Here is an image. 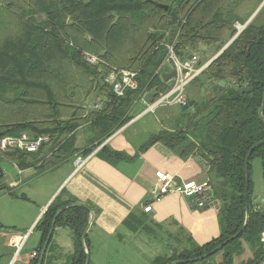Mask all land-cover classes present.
Returning <instances> with one entry per match:
<instances>
[{"label": "trees", "instance_id": "trees-1", "mask_svg": "<svg viewBox=\"0 0 264 264\" xmlns=\"http://www.w3.org/2000/svg\"><path fill=\"white\" fill-rule=\"evenodd\" d=\"M227 2L0 0V138L21 133L49 136L36 153L0 151V160L11 161L20 170L36 164L39 172L49 169L73 152V133L85 122L94 133L91 143L95 142L82 152L88 155L132 119L129 114L142 90L163 92L168 88L163 79L168 66L166 44H172L182 59L196 51L199 43L218 44L234 22L245 23L248 18L240 22L236 14L238 3L226 10ZM231 30L224 43L235 35L236 30ZM84 52L97 56L98 63L89 64ZM113 68L136 71L138 90L115 97L101 83ZM209 80L225 86L211 85L197 103L189 96L171 127L150 135L139 151L159 142L182 159L192 154L204 159L219 206V235L202 245L186 236L180 251L158 255L150 264H234L245 245L253 255L239 264H259L264 257L259 241L264 212L256 210L251 201L250 178L253 157L260 158L264 178V22L256 24L253 18L207 66L191 84L196 94ZM242 87L251 91L242 94ZM93 93L104 97L100 110L86 108L85 101ZM99 154L111 162L126 158L106 146ZM0 189L8 190L2 174ZM61 194L36 225L40 243L32 264H43L39 256L60 209L54 227H69L74 235L69 264H85L88 240L85 236L83 246L81 237L95 210L88 203L74 205L79 201L72 197L63 200ZM141 223L133 213L123 221L132 231ZM219 245L220 250L201 259ZM218 253L221 257L214 261Z\"/></svg>", "mask_w": 264, "mask_h": 264}, {"label": "crops", "instance_id": "crops-1", "mask_svg": "<svg viewBox=\"0 0 264 264\" xmlns=\"http://www.w3.org/2000/svg\"><path fill=\"white\" fill-rule=\"evenodd\" d=\"M188 94L190 97L196 95H190L189 91ZM98 96L104 98L96 93L87 98V109L97 110L93 108L95 102L92 101ZM136 113L86 156L82 152L95 143H91L94 133L89 129V122L74 131L73 152L53 167L39 172V164L21 170L14 164L17 178L3 175L8 190L0 189V198L6 206H9V202L11 207L19 208V218L4 219L0 213V224L4 226L0 228V261L4 258V264H32L34 258L31 254L36 252L40 243L36 225L61 192L63 200L72 197L80 203L92 205L95 210L86 231L88 247L85 252L89 256V264H132L140 258L141 250L137 252L138 249L131 246L130 241L144 231V238L147 239L149 236L154 237L153 229L164 228L166 231H175V238L181 233L184 238L187 236L188 240L198 245L219 235V206L215 198L202 209L195 207L192 197L177 193L153 199L151 189L156 184V171L170 173L177 181L200 182L211 176L207 163L197 154L182 159L159 142L140 152V146L149 136L161 129L151 133L141 143L133 141L126 132L129 129L127 125L138 118ZM105 146L123 153L126 158L111 162L102 157L99 151ZM77 155L85 157L80 167L75 164ZM17 188L24 193L17 194ZM10 191L18 196H12ZM148 204H152V211L145 213L143 208ZM131 213L142 219L139 228L134 231L123 225ZM9 214H13V209H10ZM73 250V231L66 226L54 227L43 264H69ZM247 252L249 257L253 255L252 249L245 245L243 253ZM218 256L221 257V254Z\"/></svg>", "mask_w": 264, "mask_h": 264}, {"label": "built area", "instance_id": "built-area-1", "mask_svg": "<svg viewBox=\"0 0 264 264\" xmlns=\"http://www.w3.org/2000/svg\"><path fill=\"white\" fill-rule=\"evenodd\" d=\"M236 26L237 31L243 29V25L239 23H237ZM227 42L225 44H227ZM166 48L168 53L165 64L168 66L163 73L175 70V76L167 82L168 88L163 92L156 90H142L140 92L134 103L135 107L139 106L138 110H140L137 113V117L148 112H154L156 108L161 106H184L189 98L188 88L192 82L200 76L207 66L220 54V51H218L216 56L203 62L195 53H191L189 56L182 59L179 58L174 53L172 44H166ZM83 57L89 64L95 65L98 63V58L94 54L84 52ZM102 81L110 88L112 94L117 98L123 97L127 91H137L139 88L137 72L128 69L113 68L104 75ZM148 94H152L151 100L147 98ZM103 105L104 100H97L94 103L93 108L100 110ZM141 107H143L142 110ZM48 141V135L32 137L27 133H21L18 136H4L0 138V151L36 153ZM84 162L85 157L81 155L76 156L75 164L77 167L82 166ZM155 179L156 184L151 189V195L154 200H158L170 193H177L183 197H192L194 199L195 207L202 209L214 199L210 178L200 182L177 181L172 174L159 170L155 172ZM255 209H260V207L256 205ZM151 211L152 204L144 206L143 212L148 213ZM260 242L264 248V228L260 233ZM31 257L36 258L37 253L33 252ZM259 264H264V257Z\"/></svg>", "mask_w": 264, "mask_h": 264}, {"label": "rangeland", "instance_id": "rangeland-1", "mask_svg": "<svg viewBox=\"0 0 264 264\" xmlns=\"http://www.w3.org/2000/svg\"><path fill=\"white\" fill-rule=\"evenodd\" d=\"M259 1L260 0H228V2L226 3V10L234 8L235 4L238 3L236 14L238 15L240 22L246 20L252 14L250 17L254 18V22L256 24H261L264 22V2ZM250 17L248 19H250ZM236 24L237 23L234 22L231 28L237 31ZM231 28L225 31V35L222 38L223 40L218 42V44L207 45L204 43H199L197 50L192 51V53L197 54L203 62L210 60L212 57L216 56L218 51H220L222 46H224V41H226L232 33ZM188 91L190 95L196 94V91L192 88V85L188 88ZM97 100H101V97L98 96L97 98L93 99L92 103L96 102ZM142 109L143 107H141V110ZM181 110L182 109L180 106L158 107L154 112H148L127 125L129 126V129H127L126 133L133 141L141 143L142 141H145L151 133H155L160 129H168L169 127H171V121L175 120L176 117L179 116ZM133 116H135V114ZM181 125L182 122L179 123V126ZM0 170L2 171L3 183H5V177L3 176L4 174L9 175L11 178H17V169L15 168L14 163H12L11 161L0 160ZM250 178L252 183L251 201L253 204L258 205L260 207V210L264 212V178L261 160L258 157H253L250 161ZM16 193L21 194L24 192L22 189L17 188ZM7 204L9 206H6L3 199L0 198L1 215L4 217V219H18L19 208L13 206L11 207V204L9 202H7ZM256 205L254 206V208L256 207ZM10 209H13L12 215L9 214ZM153 231L154 237L149 236L147 237V239L144 238V236H146L144 231L141 233V235H138V238L131 239L130 245L137 248V252L141 250L140 258L133 261L132 264H150V262L156 256H170L174 252L180 251L185 244L183 234H179L175 238V231H166L164 230V228H158L155 230L153 229ZM218 255H220V253L213 257L214 261L219 260L220 256ZM249 256V252H242L240 256L238 255L236 257V259L234 258V264H239L240 262L246 261L248 258H250ZM5 260L6 259L2 258L0 264H4ZM61 262H63V260Z\"/></svg>", "mask_w": 264, "mask_h": 264}, {"label": "water", "instance_id": "water-1", "mask_svg": "<svg viewBox=\"0 0 264 264\" xmlns=\"http://www.w3.org/2000/svg\"><path fill=\"white\" fill-rule=\"evenodd\" d=\"M263 2H264V0H263ZM159 6L160 7H162L164 10H167L168 9V6H166V5H161V4H159ZM171 17H172V19H174V20H176L177 19V16H176V14L174 13V12H171ZM251 19H249L245 24H243V29L245 28V26L249 23V21H250ZM242 29V30H243ZM242 30H240V31H236V33H235V35L227 42V44H225L223 47H222V49L220 50V53H222V51L224 50V49H226V47L239 35V33L242 31ZM175 76V70H171L170 72H167V73H164L163 74V79H164V81L165 82H168L171 78H173ZM101 83L103 84V81H101ZM216 84H218L219 86H221V87H224L225 86V84L224 83H218L217 81H215V80H209L201 89H200V92L197 94V95H195V96H193L192 97V101L194 102V103H197L199 100H201L202 99V97H203V94H204V92H205V90L206 89H208L211 85H216ZM251 91V88H248V87H242V88H240V93H242V94H244V93H248V92H250ZM147 98L148 99H152V94H148L147 95ZM138 108H139V106H136L134 109H133V112H132V114H131V117L137 112V110H138ZM261 109L259 110V116L261 117L262 115H261ZM261 143V142H260ZM245 162H247V158H246V161ZM246 168H247V166H246ZM0 174H2V171L0 170ZM247 200H248V193H247V188H245V205H246V209L248 208V202H247ZM74 205H81V203L80 202H78V203H74ZM61 212V209L60 210H58L57 212H56V214H55V216H54V218H53V220H52V222H51V227H50V230H49V233H48V235H47V237H46V239H45V242H44V245H43V247H42V250H41V253H40V256H39V261H42L43 260V258H44V254H45V252H46V249H47V246H48V244H49V242H50V239H51V236H52V232H53V229H54V226H55V220H56V218H57V216H58V214ZM246 223H247V219L245 220V223H244V225H243V228L246 226ZM87 228H88V226H87ZM87 228H86V230H85V232L82 234V237H81V242H82V244H83V246H85V243H84V240H85V236H86V231H87ZM242 228V229H243ZM222 248V245H219L215 250H213L212 252H210V253H207V254H205V255H203L202 257H201V259H203V258H206V257H208V256H210V255H212V254H214L216 251H218V250H220ZM85 264H89V256H88V254L86 255V260H85Z\"/></svg>", "mask_w": 264, "mask_h": 264}]
</instances>
